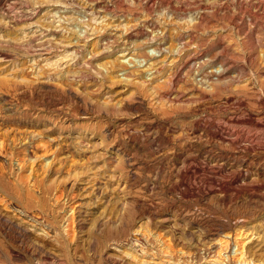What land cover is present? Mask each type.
<instances>
[{
    "label": "rangeland",
    "instance_id": "374dc122",
    "mask_svg": "<svg viewBox=\"0 0 264 264\" xmlns=\"http://www.w3.org/2000/svg\"><path fill=\"white\" fill-rule=\"evenodd\" d=\"M0 264H264V0H0Z\"/></svg>",
    "mask_w": 264,
    "mask_h": 264
},
{
    "label": "bare ground",
    "instance_id": "6f19581e",
    "mask_svg": "<svg viewBox=\"0 0 264 264\" xmlns=\"http://www.w3.org/2000/svg\"><path fill=\"white\" fill-rule=\"evenodd\" d=\"M36 136H37V133H36L35 131H33V132L31 133V135H29L28 140L33 141V139H34ZM49 161H53V158H52L51 160H49ZM49 161H48V162H49Z\"/></svg>",
    "mask_w": 264,
    "mask_h": 264
}]
</instances>
